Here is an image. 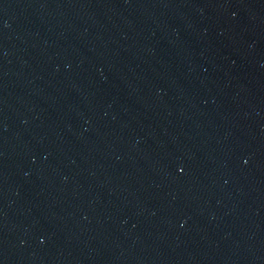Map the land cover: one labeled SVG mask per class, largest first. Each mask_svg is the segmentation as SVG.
Wrapping results in <instances>:
<instances>
[{"label": "water", "instance_id": "95a60500", "mask_svg": "<svg viewBox=\"0 0 264 264\" xmlns=\"http://www.w3.org/2000/svg\"><path fill=\"white\" fill-rule=\"evenodd\" d=\"M0 264H264V0H0Z\"/></svg>", "mask_w": 264, "mask_h": 264}]
</instances>
